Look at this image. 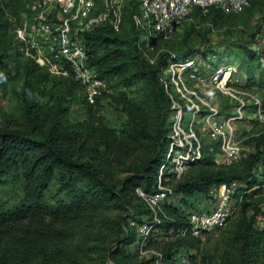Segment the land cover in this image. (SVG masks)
<instances>
[{
	"label": "trees",
	"instance_id": "obj_1",
	"mask_svg": "<svg viewBox=\"0 0 264 264\" xmlns=\"http://www.w3.org/2000/svg\"><path fill=\"white\" fill-rule=\"evenodd\" d=\"M256 1L249 0V5L254 7ZM27 3L0 0V93L5 94L14 74L24 73L17 108L11 113L0 108V176L16 172L25 182L30 202L23 209L0 208V234L13 223L26 228L0 246V264H104L107 260L152 264L153 259L140 258L136 245L137 229L143 225L152 226L147 248L157 236L174 241L155 250L162 255L161 264H177V248H194L199 242L178 235L188 225L185 212L192 207L190 198L207 197L213 187L235 183L233 198L241 205L244 196L239 192L257 183L252 171L264 154V132L252 139L256 153L241 165H218L213 156L203 154L186 165L181 179L164 171L161 182L176 198L162 205L155 225L135 190L155 192L169 144L170 102L158 73L170 59L184 60L199 53L175 57L165 51L155 65H149L140 57L133 37L124 32L107 28L87 33L88 66L99 78L119 82L122 89L112 101L125 119L119 134L105 127L85 134L69 121L70 102L82 88L71 77L50 79L32 60L23 64L15 49L13 19L19 21L20 14H26ZM242 13L213 9L206 16L195 11L192 17L197 15L202 22L209 17L212 24L225 25ZM162 44L167 46V41ZM84 102L93 107L85 98ZM53 180L59 182L64 196L56 207L41 198ZM234 243L223 264H264V234L241 226ZM134 245L136 252L128 253L126 249Z\"/></svg>",
	"mask_w": 264,
	"mask_h": 264
},
{
	"label": "built area",
	"instance_id": "obj_2",
	"mask_svg": "<svg viewBox=\"0 0 264 264\" xmlns=\"http://www.w3.org/2000/svg\"><path fill=\"white\" fill-rule=\"evenodd\" d=\"M127 1L132 5L129 19L133 43L140 57L149 65H155L162 52L158 45L168 41L190 21L195 11L201 16H206L213 9L224 14H239L249 6V0H29L26 14L13 30L17 50L48 72L59 77H71L84 91L86 103L94 106L105 93L107 85L88 66L85 35L105 26L119 32ZM196 65V56L184 60L170 59L158 73L173 113L170 116L169 144L159 167L155 192L145 193L140 188L135 190L150 210L155 225L159 223L158 214L162 212V205L168 203L173 195L172 189L161 182L163 172L168 170L178 180L187 164L198 161L203 156L201 142L193 130L194 121L188 119L187 127L184 126L186 117L182 113L190 108L186 103L188 98L183 101L173 97L168 86L174 85L170 79H164L165 72L180 75L187 73L190 78H194L196 74L198 79H204L198 65L195 70ZM235 73V68L226 64L213 69L208 79L222 89L226 97L236 101L233 111L223 114L224 116L213 109L201 113L207 117L206 138L214 146L213 159L222 166L236 164L243 156L244 150L236 137L235 125L248 121L244 112L252 111V119L264 122V98L260 95V86H256L255 82L249 83L246 80L242 84L239 80L232 79ZM236 85L245 89L235 90ZM183 102L185 105H181ZM235 186L234 183L230 186L213 187L207 196L208 207H202L200 203L193 208L192 204V210L185 212L188 225L178 235L182 238L202 239L223 229L234 214ZM151 229L150 225L137 229L138 253L141 259H153L152 264H161L160 252L145 246ZM106 264L113 262L107 261Z\"/></svg>",
	"mask_w": 264,
	"mask_h": 264
},
{
	"label": "rangeland",
	"instance_id": "obj_3",
	"mask_svg": "<svg viewBox=\"0 0 264 264\" xmlns=\"http://www.w3.org/2000/svg\"><path fill=\"white\" fill-rule=\"evenodd\" d=\"M256 2L257 4L254 7L250 4L245 12L236 15L225 25L212 24L209 17H206V20L202 22L197 15H194L190 21L185 23L167 41V46H164V44L159 45L158 49H161L162 52L166 51L175 57L192 51L199 53L196 56L197 65L200 67V73L204 79H198L196 74L194 78H190L187 73L180 75L175 74V72H170L169 74L165 72L164 79H170L174 85L168 86V90L172 92L173 97L183 101L188 98L186 103L189 104V112L182 113L186 117L184 126L187 127L188 119L194 121L195 128L193 130L197 133L196 136L201 142L203 154L212 156L214 146L206 138L208 137L205 127V119L207 117L202 116L201 113L213 109L220 116H224L223 114L232 112L236 105L234 99L229 96L226 97L222 89L216 87L208 80L213 69L226 64L233 66L236 73L232 76V79H237L242 84H245L246 80L255 82L256 86L260 83L263 85V87H260V95L264 98V0ZM131 6V2L127 1L123 13V21L119 26V32H124L130 38L132 37L129 19ZM26 11L27 6L24 12L26 13ZM23 15L25 14H20L19 18L21 19ZM20 19L19 21L13 19L12 29L21 23L22 20ZM107 28L110 27L105 26L100 29ZM16 45L15 49L17 50ZM20 59L23 64L28 60H32L26 56H21ZM197 65L195 70L198 69ZM38 67L41 68L40 66ZM41 69L49 75L50 79L54 78L57 80V78H60L44 68ZM23 74V72L14 74L15 78L7 86L5 94L0 93V108L7 113H11L19 105L21 86L24 81ZM172 78H174L173 81ZM106 85L105 93L96 101L92 108L88 107L84 102V91L80 92V90L75 89V98L70 102L69 121L76 131L80 129L78 130L79 132L86 134L91 129L105 127L118 132L122 128L125 117L112 101V97H116L122 87L116 79L107 80ZM183 88L186 90L184 91ZM234 89L240 90L245 89V87L236 85ZM181 105H185V102ZM172 114L171 111L170 116ZM244 114L245 119L247 118L248 121L235 125L237 129L236 137L241 143L244 152L241 160L234 165H241L244 159L256 153L252 139L264 132V122L261 123L252 119V111L244 112ZM15 173L0 176V208L4 211L23 209L30 203L25 196V182L20 177L18 178ZM252 175L257 181L256 185L251 188L247 187L244 191L239 192V194L244 196L241 205L237 204L235 199L233 200L235 205L234 214L227 221L225 227L202 239H198L199 242L194 248L189 246L177 248V264H223L222 260L226 256V251L232 252L234 250V239L241 226L248 229L251 227V230L256 232L257 235L264 234V154L255 165ZM182 177L183 175H181L180 179ZM59 187V182L53 180L48 189L42 193V201L47 205L56 207L64 199ZM175 198L171 196L168 199V203L174 202ZM207 200V197L201 195L190 198L193 208H196L197 204L200 205L202 201L206 202ZM187 210H192V208L188 206ZM131 225L133 223H130ZM22 229L23 225L20 226L18 223L7 225L2 234H0V246L5 245L11 236L18 237L17 234L15 236L13 233L21 234L26 231V228ZM173 242L167 241V238L162 235L157 236L150 248L161 250L166 243ZM135 246L127 248L126 251L135 253Z\"/></svg>",
	"mask_w": 264,
	"mask_h": 264
},
{
	"label": "crops",
	"instance_id": "obj_4",
	"mask_svg": "<svg viewBox=\"0 0 264 264\" xmlns=\"http://www.w3.org/2000/svg\"><path fill=\"white\" fill-rule=\"evenodd\" d=\"M201 206H202V207H208V206H207V203H206L205 201H202Z\"/></svg>",
	"mask_w": 264,
	"mask_h": 264
},
{
	"label": "clouds",
	"instance_id": "obj_5",
	"mask_svg": "<svg viewBox=\"0 0 264 264\" xmlns=\"http://www.w3.org/2000/svg\"><path fill=\"white\" fill-rule=\"evenodd\" d=\"M29 1V0H28ZM21 20V19H20ZM15 27V26H14ZM14 27H13V29H12V36H13V40H14V33H13V30H14Z\"/></svg>",
	"mask_w": 264,
	"mask_h": 264
}]
</instances>
